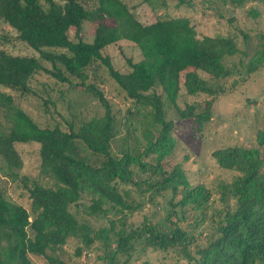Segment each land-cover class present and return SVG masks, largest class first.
<instances>
[{"label":"trees","instance_id":"trees-1","mask_svg":"<svg viewBox=\"0 0 264 264\" xmlns=\"http://www.w3.org/2000/svg\"><path fill=\"white\" fill-rule=\"evenodd\" d=\"M221 1L238 5L245 0ZM0 19L38 52L35 56L0 49V86L25 92L29 90L28 79L42 70L56 80L79 85L104 109L98 117L80 119L75 129L40 126L12 102L9 93L0 89V108L6 121L4 126L0 123V157L11 168H17L21 160L14 142L35 141L39 144L40 171L55 183L52 187L36 181L24 184L30 210L5 198L0 191V264H31L28 253L47 256L48 264H63L49 256L47 250L53 251L71 237L78 240L75 254L99 240L102 253L98 258L104 264H127L116 261V257L129 253L134 239L160 250H177L185 258L183 264H264V167L258 148L231 144L211 151L218 166L236 172L219 190L221 201L226 198L231 201H227L214 226L215 236L196 247L195 255L189 252L191 236L178 223L174 205L202 207L210 192L202 183L190 184L182 169L165 159L173 147L170 133L173 123L163 117L161 92L178 116H192L197 126H201L209 117L210 99L197 112L191 103L179 107L175 103L178 89L183 85L187 93L210 95L221 91L222 88L214 89L199 72L213 78L230 74L223 58L237 50L233 36L221 33L197 36L186 15L141 22L122 0H97L92 7L84 6L80 0H0ZM84 20L94 23L91 40L81 37ZM71 26L74 38L68 35ZM120 38L134 43L141 54L137 60L126 59L129 69L124 72L114 68L108 55L101 53L104 46ZM263 55L264 43L252 54L246 70L255 68ZM95 59L97 64L105 65L108 75L133 105L150 106L145 113L149 118L143 131L145 141L136 153L122 149L113 154L110 150L114 134L110 103L94 84L83 82L86 67L96 68ZM42 60L50 66L42 64ZM180 72H183L181 82ZM73 77L79 81H72ZM156 86L161 92L155 91ZM263 139V134H259L260 144ZM88 149L102 155L98 164L89 160ZM139 172H145L142 181L146 182V188L169 191L170 209L164 215L169 228L164 229L145 217L138 226L124 227L125 211L137 208L138 203L128 202L125 199L128 191L119 188L118 183H134L142 192L138 184L142 181L133 177ZM11 175L14 178L16 171ZM84 192L90 195L88 212L99 210L104 215L112 210L120 216L108 218V225L98 228L78 220L68 205H78ZM176 194L179 197L173 199Z\"/></svg>","mask_w":264,"mask_h":264},{"label":"rangeland","instance_id":"rangeland-1","mask_svg":"<svg viewBox=\"0 0 264 264\" xmlns=\"http://www.w3.org/2000/svg\"><path fill=\"white\" fill-rule=\"evenodd\" d=\"M84 6L92 7L97 0H80ZM133 16L141 22H149L155 18L175 15L189 16V21L197 36L202 34H229L236 41L237 50L223 58L230 69V74L223 78H213L200 71L199 74L207 78L208 83L218 90L210 95L204 92L187 93L180 85L175 103L184 107L191 103L194 110L200 111L204 102L210 99L209 117L201 126H197L194 118L178 116L175 107L167 102L158 86L155 91L161 92L163 117L172 119L171 135L173 147L170 155L166 156L168 163H176L185 173L190 184L202 183L210 192L207 202L199 208H192L190 204L174 205L178 216V223L191 236L188 249L194 254V249L204 245L215 236L214 226L229 198L221 201L218 198L221 185L235 173V170L222 168L211 156V151L217 147L237 144L258 148L259 156L264 167V142H258L259 134L264 136V55L251 71L246 70L252 54L264 43V0H245L241 4L232 5L221 0H190L187 5L178 0H122ZM94 23L84 20L80 26L81 37L91 40ZM74 27L68 29V35L74 38ZM0 49L11 54H26L37 56L38 52L17 37L16 30L0 19ZM60 50V49H57ZM103 55H108L112 66L119 71H127L129 66L126 59L137 60L141 57L139 49L131 41L120 38L107 44L101 49ZM86 67L85 83H92L100 89L110 103V110L114 114V134L110 138V150L119 154L122 149L138 152L144 143V128L149 124L146 110L148 105H133L115 81L108 75L103 64ZM50 66L49 62L41 61ZM95 64V63H94ZM79 81L78 78H71ZM183 72H180V82ZM29 90L21 92L18 89L0 86L1 90L11 95L12 102L23 109L38 125H57L61 129L76 128L80 119L98 117L103 113V106L90 92L77 84H69L56 80L48 73L39 70L28 79ZM0 123L6 124L3 109L0 108ZM264 141V139H263ZM39 144L35 141H15L21 164L11 168L0 157V191L5 198L20 203L29 209L30 198L24 186L36 181L45 186H54V180L40 171ZM87 157L93 164H98L102 155L86 150ZM147 158V157H146ZM17 175L13 178L11 172ZM145 172L134 174V179L143 180ZM139 192L134 183H118L119 188L128 191L125 199L138 203L137 208L124 213V227L138 226L145 217L159 224L162 228H169L164 218L170 209L168 190L157 192L146 188V182L138 183ZM176 194L173 199H177ZM79 204L70 203L68 209L80 221H85L93 228L108 225V218L119 217L120 213L112 210L96 213L88 212L90 195L82 194ZM116 227L119 222L115 223ZM78 240L69 238L64 244L56 246L53 251L47 250L52 258L63 264H104L98 258L102 253L99 240H94L89 246L82 247L78 254L74 247ZM133 248L127 254L117 255L116 261L127 264H183L185 258L175 249L160 250L145 245L141 239L132 240ZM31 264H48L47 256L28 253ZM55 264H59L56 262Z\"/></svg>","mask_w":264,"mask_h":264}]
</instances>
